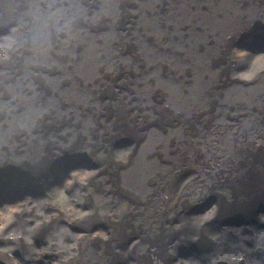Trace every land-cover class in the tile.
<instances>
[{
  "label": "bare ground",
  "instance_id": "6f19581e",
  "mask_svg": "<svg viewBox=\"0 0 264 264\" xmlns=\"http://www.w3.org/2000/svg\"><path fill=\"white\" fill-rule=\"evenodd\" d=\"M139 1L0 0V264H264V0Z\"/></svg>",
  "mask_w": 264,
  "mask_h": 264
},
{
  "label": "water",
  "instance_id": "95a60500",
  "mask_svg": "<svg viewBox=\"0 0 264 264\" xmlns=\"http://www.w3.org/2000/svg\"><path fill=\"white\" fill-rule=\"evenodd\" d=\"M146 2H148V0H140L139 4H137V5H139V8L136 7V9L141 10L140 4L141 3L144 4ZM166 2H167V0H165L164 3H166ZM151 3H152V1L149 2V4H151ZM152 5H154V1H153ZM190 5H193V4H190ZM142 22L145 23L143 20H142ZM150 23H151V21H150ZM150 23H148V24H150ZM199 28H201L200 25H199ZM156 31H157V27H156ZM143 43H145V42H143ZM141 44H142V42L139 43V45H141ZM30 54L31 53H29V55ZM159 55H162V56L158 57ZM28 57H30V56H28ZM154 57H156V59L154 61H157L155 63L161 64L162 63L161 61H163V58L166 57V55H163L160 52L153 53V54H151L150 57H147L144 55V58H147L149 60H150V58L153 60ZM31 70H36V69L34 67H30V69L27 71L19 70V73H25V72H28ZM31 78L34 81H36V77L32 76ZM17 81H19V80L12 79V81L8 84V87L10 86L11 88L15 89V86L19 85ZM56 82H57V80H56ZM73 84H74V82H72V84L70 86L78 87V86H75ZM26 88H27L26 90H24L23 88L20 90V94H22V95L24 94L25 96H24V98H22V96L19 97V100H18L20 103L19 113L21 114V113H24V111L32 110V112H31V116H32L33 112L38 107L35 105V103H37V101H38V93H37V90L33 87V85L30 82L26 83ZM79 88H81V87H79ZM94 92L96 93V89L94 90ZM57 96H62V95L61 94L58 95V93L53 95V92L51 94L48 93L47 99L49 98V101H48L47 107L44 110H46L50 106V104L54 102V100H55L54 97H57ZM74 99L75 98H73V99L68 98V99H66V102L69 104H72ZM40 103L43 104L44 101L40 99ZM11 117H18V116L14 115V114H9L7 116V119L10 120ZM22 117L23 116H21V117L19 116V118H22ZM24 119H26V117ZM149 141L151 142V136L147 137V139L145 140V143L149 142ZM145 143H144V145H145ZM258 207H260V206H258ZM262 209L264 210V207H262ZM232 216L235 218L233 220V222L239 221L240 223L238 224L237 227H233L234 224H232V225H230V223L226 224L227 233L233 231L231 234H228L229 237H227V238L229 241L231 240V241L235 242L237 245H239L240 249H241V253H243L242 248H245V250H246V247H244L242 245L243 243L240 240V238L242 236V231L243 232H249V231H251V229L259 227V228L263 229V235H264V212H257V211L250 210L246 214L235 213V214H232ZM210 234H211V237L214 239L213 244L215 246H214L213 252L216 253L217 250H220V249L224 250V248H223V235H220V234H218V232H214L213 230H209L208 235H210ZM239 235H241L240 238H239ZM205 239H206L205 236H202V239L201 238L196 239L194 242L190 243L191 244L190 247L193 248V250L196 252H198V251L200 252L203 250H206L208 252L211 251L212 244L210 242L205 241ZM218 248H220V249H218ZM261 254H264V251H261ZM221 255H226V252L223 251V253ZM241 261L243 262V259Z\"/></svg>",
  "mask_w": 264,
  "mask_h": 264
},
{
  "label": "rangeland",
  "instance_id": "374dc122",
  "mask_svg": "<svg viewBox=\"0 0 264 264\" xmlns=\"http://www.w3.org/2000/svg\"><path fill=\"white\" fill-rule=\"evenodd\" d=\"M139 48H140V50L142 51V53L145 55V56H147V57H150L151 56V54H153V52L148 48V45L147 44H145V43H143L142 42V44L141 45H139ZM239 50V52H242V51H244V49H242V48H239L238 49ZM160 56H162V55H159L158 57H160ZM156 59V57H154L153 58V60H155ZM54 79V83H56V80H57V78H53ZM70 79V78H69ZM68 79V80H69ZM54 94H56V91L54 90V92H53V95ZM53 97V96H52ZM70 159H75V160H81V159H77V158H70ZM71 161H73V160H71ZM70 161H68V163H47L48 164V166H47V164H46V170H48V168H50V169H52V166H56V167H59V166H64V167H66V168H64V167H62V171L63 172H66V171H69V170H71V168L72 169H83L85 166L83 165L84 164V162L83 161H81V162H79L80 164V166H78V162L77 161H75L76 163H74V162H72V163H69ZM77 166V167H76ZM67 167H69V169L67 168ZM75 167V168H74ZM57 176H59V175H56V174H49V175H45V176H42L41 178H42V183H41V185H40V187H39V189H38V193L37 194H41V195H44L45 193L42 191V190H44V191H47L48 189H49V187L51 186V184L52 183H54L55 184V181H58L60 178H57ZM41 189V190H40ZM12 190H9V189H7V190H5L4 192H11ZM43 193V194H42ZM19 196V195H18ZM20 197V196H19ZM7 199H12V198H7ZM218 249H220V248H218ZM220 251H222L221 249H220Z\"/></svg>",
  "mask_w": 264,
  "mask_h": 264
}]
</instances>
